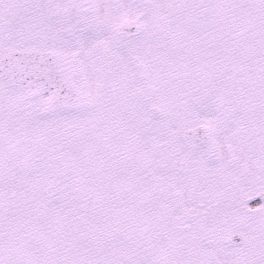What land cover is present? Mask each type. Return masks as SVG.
Instances as JSON below:
<instances>
[{
  "label": "snow or ice",
  "instance_id": "6c2138e0",
  "mask_svg": "<svg viewBox=\"0 0 264 264\" xmlns=\"http://www.w3.org/2000/svg\"><path fill=\"white\" fill-rule=\"evenodd\" d=\"M0 264H264V0H0Z\"/></svg>",
  "mask_w": 264,
  "mask_h": 264
}]
</instances>
